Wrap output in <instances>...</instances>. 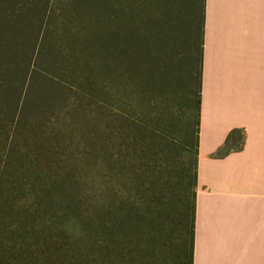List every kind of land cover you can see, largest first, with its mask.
<instances>
[{
  "label": "trees",
  "instance_id": "16d2710c",
  "mask_svg": "<svg viewBox=\"0 0 264 264\" xmlns=\"http://www.w3.org/2000/svg\"><path fill=\"white\" fill-rule=\"evenodd\" d=\"M34 1L41 4L34 13L28 8L18 12V0H8L16 4L0 9V32L11 30L26 41L17 57L9 56L3 74L7 78L0 81V168L7 171L5 194L12 218L7 232L12 245L9 253L0 252V264L50 263L52 254L67 258L69 264H84L88 256L96 264H132L133 251L143 264L148 259L140 247L144 236L153 244L152 256H157L160 242L152 223V203L163 182L159 159L175 146L152 94L154 79L146 60L149 33L140 30L144 21L141 24L139 17V28L127 30L135 15L127 0L118 1V26L113 29V2L103 0L99 61L87 64L90 76L85 77L80 70L86 68H72L71 55H93L95 46L71 32L76 47L61 51L66 60L48 59L51 50L45 40L53 22L45 0ZM205 4L203 0L199 71L190 72L189 93L169 112L170 119L180 113L186 119L183 182L172 197L179 226L178 264L193 263ZM39 82L60 93L45 109L33 108L29 95ZM244 143L245 134L232 131L219 156L242 151Z\"/></svg>",
  "mask_w": 264,
  "mask_h": 264
},
{
  "label": "crops",
  "instance_id": "0c3cea01",
  "mask_svg": "<svg viewBox=\"0 0 264 264\" xmlns=\"http://www.w3.org/2000/svg\"><path fill=\"white\" fill-rule=\"evenodd\" d=\"M203 32L192 264H264V0H206Z\"/></svg>",
  "mask_w": 264,
  "mask_h": 264
},
{
  "label": "rangeland",
  "instance_id": "374dc122",
  "mask_svg": "<svg viewBox=\"0 0 264 264\" xmlns=\"http://www.w3.org/2000/svg\"><path fill=\"white\" fill-rule=\"evenodd\" d=\"M44 1V0H43ZM112 1L110 15L114 19L112 28L116 29L118 21L116 15L118 12V1ZM135 0H127L132 8H135L134 18L129 19L126 26L127 30L138 29L137 24L140 18L141 24L144 21V28L142 32L149 33L150 41L146 46V51L150 52L148 60V67L150 66L152 80V94L158 98V105L156 107L158 114L161 116L162 125L170 130L174 138L175 146L172 152H168L166 156L161 155L159 164L162 166L161 189L158 188V196L156 202L152 203L153 213L155 218L153 225L155 226V235L159 238V246L157 249V256H152L151 246L147 241V236H144V241L140 244L143 248L144 254L148 255V259L143 264H178L176 260L179 226L176 223L174 212L176 205L172 202V197L181 189L182 179V144L186 142L185 126L186 119L182 113L178 119H170L169 112L177 108V105L182 101L190 90L189 74L194 71L197 75L199 71V35L201 24V8L203 0H195L193 3L194 19L192 15V0H141L143 3L138 5ZM48 11L50 12V29L45 40L47 47L51 50V55L48 59L55 61L60 59L61 62L66 60L64 53L61 51L70 50L76 47L69 39V33H78L80 36L89 38L88 46H95V54L84 55L79 51H74L71 55L70 63L72 68L83 66L85 70H80L85 77L90 76V69L87 64L97 60L100 56L99 45H101V29L103 27L102 21L99 19L103 11V0H45ZM133 3V4H131ZM137 3V4H135ZM8 0H0L1 7L8 8L14 6L16 3L9 5ZM17 11L20 12L23 8L31 10L33 13L35 9H40L41 4L35 3L34 0H18L16 4ZM46 8V9H47ZM116 19V20H115ZM143 19V21H142ZM117 22V24H116ZM40 27V26H39ZM48 28V27H47ZM0 32V81L6 79L7 76L3 74L5 71V64L9 56L12 54L16 57L22 51L21 46L26 41H23L18 33L11 34L10 30ZM28 36V35H27ZM7 52V55H6ZM64 55V57H63ZM70 57V56H69ZM75 57V58H74ZM44 58V57H43ZM95 58V59H93ZM42 61V59H41ZM75 65H73V63ZM94 65V63H92ZM95 66V65H94ZM91 67V66H90ZM92 68V67H91ZM78 69V68H77ZM98 70L94 71V74ZM100 78L99 76H95ZM197 77V76H196ZM97 78V80H99ZM81 80H84L82 77ZM29 95L32 97L31 103L33 108L42 109L49 107L48 102L51 99H57L60 93L57 89L45 86L43 82L35 83ZM0 252L7 254L10 252L9 247L12 242L8 239V225L11 222L9 203L6 202L7 194L5 191L8 185L5 183L7 179V171L0 168ZM3 184V186H2ZM164 188V189H163ZM144 202V201H142ZM141 203V201H140ZM146 203V201H145ZM171 215L172 217H170ZM140 238L141 236H137ZM135 241L136 235H135ZM41 252L38 249L37 254ZM97 256V253L95 254ZM50 255V263L44 264H69V260L65 257H54ZM132 264H141L138 259V252L133 251ZM88 256V261L84 264L93 263V258ZM145 257V256H144ZM39 260V259H38ZM90 260V261H89ZM42 261V259H41ZM54 261V262H53Z\"/></svg>",
  "mask_w": 264,
  "mask_h": 264
}]
</instances>
